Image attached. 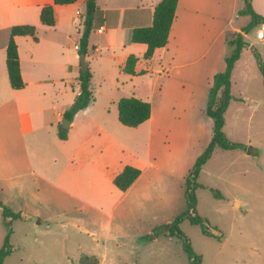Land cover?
Segmentation results:
<instances>
[{
	"label": "crops",
	"instance_id": "0c3cea01",
	"mask_svg": "<svg viewBox=\"0 0 264 264\" xmlns=\"http://www.w3.org/2000/svg\"><path fill=\"white\" fill-rule=\"evenodd\" d=\"M159 1L98 0L103 14L89 39V52L101 51L97 34L114 58L119 48L121 70L130 54L139 57L136 70L145 73L126 74L135 87L140 85L134 79L143 77L139 81L149 95L137 96L151 102L150 118L137 127L119 118L109 123L100 117L107 107L90 112L95 100L70 121L68 136L61 139L58 124L80 92L77 60L86 0L54 5L53 26L40 14L54 0H0V200L32 217L23 221L72 225L104 247L141 250L167 237L154 235V227L177 215L170 212L175 194L185 198L186 176L213 135V119L204 110L214 75L226 68L227 36L241 31L251 16L239 14L244 0H179L167 45L145 59L147 44L132 42L131 36L134 28L152 25ZM253 5L264 15V0ZM17 24H35L38 37L16 36L25 81L21 89L11 86L6 65L11 28ZM56 90H71L63 109L56 106ZM127 165L141 173L123 191L114 178Z\"/></svg>",
	"mask_w": 264,
	"mask_h": 264
},
{
	"label": "rangeland",
	"instance_id": "374dc122",
	"mask_svg": "<svg viewBox=\"0 0 264 264\" xmlns=\"http://www.w3.org/2000/svg\"><path fill=\"white\" fill-rule=\"evenodd\" d=\"M263 38L264 27L257 25L251 29L247 40L251 43L250 48L255 47L264 60ZM94 40L100 44L101 51L97 54L93 50L88 52L87 61L93 74L91 85L96 96L90 112H95L98 107H107L100 117L112 123L118 120L117 102L121 97H144L149 92L139 81L143 77L134 79L140 85L135 87L130 76L121 70L118 61L122 60L123 53L119 48L114 58L103 36L97 34ZM250 48L244 49L232 74V93L242 99H232L225 114L224 131L231 140L243 143L246 153L253 147L252 153L245 156L239 148H218L199 178L200 182L222 194L218 197L209 188L197 191L198 211L209 218L214 233L220 237L204 234L199 225L188 220L181 224L194 249L201 254L202 264H264V82ZM77 61L81 65L79 52ZM74 89L79 92L77 79ZM70 93L71 90L69 93L56 90L59 109L70 103ZM48 101L51 102L52 97ZM63 124L64 118L58 126L63 127ZM174 196L176 204L170 212L175 215L186 208V202L184 196ZM159 201L158 197L156 208ZM10 207L16 210L20 206L14 203ZM171 220H157L156 226ZM33 222L13 220L10 243L15 250L6 257L4 264H75L82 255H96L100 264H190L182 241L175 237H159L150 248L141 250L130 245L104 247L92 242L90 237L72 225L61 227V222L53 224V220H49L46 225L36 226ZM7 232L0 210V247Z\"/></svg>",
	"mask_w": 264,
	"mask_h": 264
},
{
	"label": "trees",
	"instance_id": "16d2710c",
	"mask_svg": "<svg viewBox=\"0 0 264 264\" xmlns=\"http://www.w3.org/2000/svg\"><path fill=\"white\" fill-rule=\"evenodd\" d=\"M76 1L77 0H54V4H49L42 8L40 14L41 21L49 26L55 25L56 12L54 5H65ZM178 1L179 0H160L154 10L152 25L136 27L133 29L131 36L132 42L147 44V50L143 56L145 59H150L157 48L167 45L170 30L176 16ZM86 4L87 11L84 22L85 27L80 38L78 52L79 54L87 55L89 52L91 31L94 28L97 19L103 14V11L98 5V0H86ZM239 14H248L251 16V20L241 31L231 32L227 36L226 43L228 46V53L225 58L226 68L224 71L218 72L214 75L213 83L209 91L208 102L204 110L205 113L213 119V135L209 144L197 157L193 167L186 176V208L178 213L169 223L156 226L154 229V235L163 234L167 237H175L181 240L184 251L190 260V264H202L203 258L201 254L197 253L194 249L190 237L181 229L182 222L188 220L192 224L199 225L204 234L220 237L214 233V226L211 224L209 218L201 215L198 211L197 191L199 188H209L216 196H222L217 189L204 185L199 181L202 168L212 157L216 148L225 150L238 148L246 149V146L243 143L233 141L227 136L224 131V126L226 124L225 114L232 99H242L235 97L232 93V73L236 62L241 57L242 50L250 45L245 38V34L249 33L253 27L263 24L264 15L256 11L253 5V0H244V7L239 10ZM36 33L37 27L34 24H17L13 25L11 28L10 38L7 45L6 65L9 81L14 89H21L25 86L16 36L30 35L35 39H38ZM252 50L257 65L262 72L264 82V60L255 47H253ZM138 61L139 57L136 54H130L126 59L122 70L130 75L145 73V70L139 72L136 70ZM92 75L90 68L86 72H83L82 70L80 71L78 77L80 92L76 96L71 107L64 112L65 119L72 122L78 112L84 110L96 100L95 91L91 85ZM117 104L118 118L120 122L126 126L137 127L148 120L152 113L151 102L135 95L121 97ZM67 136L68 129L60 126L59 137L61 139H66ZM140 173L141 170L138 167L127 165L116 175L114 183L119 189L125 191L134 183ZM0 207L2 208L3 221L8 227L4 244L0 247V264H4L6 257L15 250V246L10 243V238L13 233L11 227L12 221L15 219L30 220L32 217L25 212L13 210L2 200H0ZM147 237H151V235ZM75 264H100V261L96 255H82Z\"/></svg>",
	"mask_w": 264,
	"mask_h": 264
},
{
	"label": "water",
	"instance_id": "95a60500",
	"mask_svg": "<svg viewBox=\"0 0 264 264\" xmlns=\"http://www.w3.org/2000/svg\"><path fill=\"white\" fill-rule=\"evenodd\" d=\"M80 61H81V70L86 72L89 69L88 61L86 54H80ZM63 128L68 129L70 126V121L64 118V124L62 125ZM252 147L249 149L248 153H251Z\"/></svg>",
	"mask_w": 264,
	"mask_h": 264
}]
</instances>
